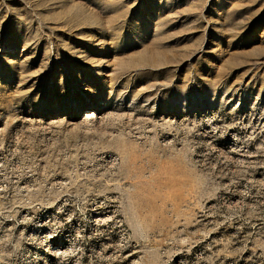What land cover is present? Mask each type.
Returning <instances> with one entry per match:
<instances>
[{
	"label": "rangeland",
	"instance_id": "obj_1",
	"mask_svg": "<svg viewBox=\"0 0 264 264\" xmlns=\"http://www.w3.org/2000/svg\"><path fill=\"white\" fill-rule=\"evenodd\" d=\"M46 231L62 264H264V0H0V264Z\"/></svg>",
	"mask_w": 264,
	"mask_h": 264
},
{
	"label": "bare ground",
	"instance_id": "obj_2",
	"mask_svg": "<svg viewBox=\"0 0 264 264\" xmlns=\"http://www.w3.org/2000/svg\"><path fill=\"white\" fill-rule=\"evenodd\" d=\"M93 116L94 113L90 111L86 114L85 118L88 119ZM108 213L109 211L95 213V221L98 223L108 222L110 219ZM43 235L45 237L44 242L45 244L48 242V246L42 247L41 244L37 243L31 236L33 240L29 238L28 244L30 245V249L27 254H24V264H62L63 260L61 258L72 255L71 249L66 248L62 250L59 248L61 245L57 244L56 240H50V238L54 237L52 231H46L45 233L43 232ZM59 254H64V256L60 258Z\"/></svg>",
	"mask_w": 264,
	"mask_h": 264
},
{
	"label": "built area",
	"instance_id": "obj_3",
	"mask_svg": "<svg viewBox=\"0 0 264 264\" xmlns=\"http://www.w3.org/2000/svg\"><path fill=\"white\" fill-rule=\"evenodd\" d=\"M59 256H64V254H61V255L59 254Z\"/></svg>",
	"mask_w": 264,
	"mask_h": 264
}]
</instances>
